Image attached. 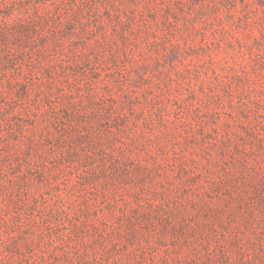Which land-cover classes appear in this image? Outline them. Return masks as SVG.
<instances>
[{"label": "rangeland", "instance_id": "rangeland-1", "mask_svg": "<svg viewBox=\"0 0 264 264\" xmlns=\"http://www.w3.org/2000/svg\"><path fill=\"white\" fill-rule=\"evenodd\" d=\"M242 98L264 0H0V264H262L216 185Z\"/></svg>", "mask_w": 264, "mask_h": 264}, {"label": "trees", "instance_id": "trees-1", "mask_svg": "<svg viewBox=\"0 0 264 264\" xmlns=\"http://www.w3.org/2000/svg\"><path fill=\"white\" fill-rule=\"evenodd\" d=\"M239 108L240 112L247 118L248 123L238 121L237 117L230 119L232 120L231 123L238 124L243 129H227L225 137L216 139L214 142L216 144L222 143L220 151L225 154L223 160L225 162L230 161L223 166V175H218L216 185L219 188L224 187L225 195L221 201L227 202V211L237 212L236 216L243 226L239 228L240 234L235 233L230 237V246L233 244L235 252L238 253L237 261H241L245 252H248L247 258L251 261L254 258L258 259L264 264V117L258 115L254 120H250L248 115H250L251 107L245 98L241 99ZM243 123L245 125H241ZM211 226L213 228L215 223H211ZM179 227L185 233L189 224L184 222ZM193 228L195 227L189 230ZM201 231L202 236H208L205 228L202 227ZM24 245L27 248L32 246L27 240L19 241L16 245L17 250L22 249L21 247ZM230 246L228 249L226 247L221 249L222 260L228 261L230 259L231 255H229L228 250L234 252ZM54 254L57 256L60 252L56 249ZM17 258L14 261H22V259ZM65 258L64 261L75 260L74 254ZM0 261H3L1 255Z\"/></svg>", "mask_w": 264, "mask_h": 264}]
</instances>
